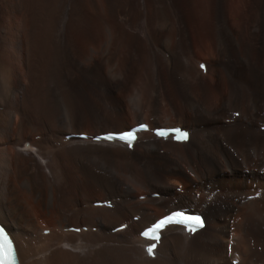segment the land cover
Here are the masks:
<instances>
[{
	"label": "bare ground",
	"instance_id": "bare-ground-1",
	"mask_svg": "<svg viewBox=\"0 0 264 264\" xmlns=\"http://www.w3.org/2000/svg\"><path fill=\"white\" fill-rule=\"evenodd\" d=\"M182 1L0 0V222L20 264H264V15L237 21L230 0H212L213 29L200 31ZM120 18L124 49L111 31ZM144 120L192 135L143 133L133 151L65 139ZM107 200L113 209L93 205ZM187 207L205 229H166L149 259L140 231Z\"/></svg>",
	"mask_w": 264,
	"mask_h": 264
},
{
	"label": "rangeland",
	"instance_id": "rangeland-1",
	"mask_svg": "<svg viewBox=\"0 0 264 264\" xmlns=\"http://www.w3.org/2000/svg\"><path fill=\"white\" fill-rule=\"evenodd\" d=\"M253 2H254V0H230L231 5H233V7H231L230 9H233L234 8L232 10V17L234 18V20H236V19L239 18L237 20V21H239L242 18L243 19H245V18L248 19L249 17H252V16L257 17L258 14H259L258 16L264 15V10L259 9L255 5V3H253ZM181 6L183 8V12L185 14V17L187 18L188 21H190V25H191L192 28H195V29H198V30L201 31V30H203L202 28H204L206 26V24H207V26L205 27L206 29H208V30L209 29L210 30L213 29V27L211 25V19H212L211 16L213 14V10H212L213 9V1L212 0H183ZM82 7H83V8H81L82 11L80 10V12H81V14H83V16L85 18V25L84 24L83 25H84V27H86V32L89 33L88 36L90 38L91 37L94 38V36L96 34V30H97V28L95 27L96 25L94 23L95 14L91 10V8L86 9V6L85 5L82 6ZM110 14H113V13L106 14V12L102 11V15H104V17L106 16L107 18L109 17V20H113V18H112V16ZM120 19L121 20L118 19L115 22L113 21V23L111 25V31L113 30L112 32H114V34H118V31H119V34L117 36L118 38H115V41H117V44H120L121 45V48L124 49V48H126L124 46V43H126L129 40V34L127 32V30H128L129 27L127 26V23H126L125 20L123 21L122 18H120ZM122 22H124L125 24L123 25ZM204 23H206V24H204ZM74 32L75 33L73 35V38H74V40L78 41L77 40L78 37L76 35V31H74ZM164 57H166L165 59L167 60L168 55L165 54ZM197 57L200 59V56L199 55H197ZM144 59L145 58L142 59L143 61L141 63V65L143 67L145 66L144 65V63H145L144 62L145 61ZM142 68H140L139 69L140 71H138V73L140 72L139 73L140 75L137 73V77L139 75V77L136 78V80H138V82H140V80L142 78L141 75H143V73H141V71H143ZM145 121L146 120H144L143 122H145ZM156 192L157 193H160V194L164 193V192H162L160 190L159 191H156ZM141 198L142 197H140V200H143ZM82 206H87V205H82ZM37 222H38V224H44V223L51 224L52 223V218L46 217V216H40V217H38Z\"/></svg>",
	"mask_w": 264,
	"mask_h": 264
},
{
	"label": "snow or ice",
	"instance_id": "snow-or-ice-1",
	"mask_svg": "<svg viewBox=\"0 0 264 264\" xmlns=\"http://www.w3.org/2000/svg\"><path fill=\"white\" fill-rule=\"evenodd\" d=\"M175 132L179 133V130H174ZM158 135H165L164 131H160L157 133ZM122 140H132L134 139L133 134L122 135L119 137ZM176 138L179 139H186V134H178ZM106 139H112L111 136L106 137ZM169 223H186L189 226L190 231H195V226H202L201 221L198 217H187L180 215L179 218L177 217H168L164 220H161L155 228L151 231L144 233L145 236L152 238L153 240H158L159 236L156 235L158 229L164 227V225ZM156 248V244L153 243L150 247L147 248V253L149 256L154 255V250ZM0 264H18L17 254L14 249L13 242L10 239L9 234L6 233L5 230L0 228Z\"/></svg>",
	"mask_w": 264,
	"mask_h": 264
}]
</instances>
